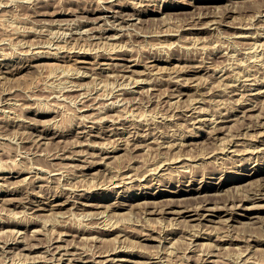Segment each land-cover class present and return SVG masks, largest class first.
I'll return each mask as SVG.
<instances>
[{
    "label": "rangeland",
    "instance_id": "obj_1",
    "mask_svg": "<svg viewBox=\"0 0 264 264\" xmlns=\"http://www.w3.org/2000/svg\"><path fill=\"white\" fill-rule=\"evenodd\" d=\"M261 4L0 0V264H264Z\"/></svg>",
    "mask_w": 264,
    "mask_h": 264
},
{
    "label": "bare ground",
    "instance_id": "obj_2",
    "mask_svg": "<svg viewBox=\"0 0 264 264\" xmlns=\"http://www.w3.org/2000/svg\"><path fill=\"white\" fill-rule=\"evenodd\" d=\"M122 4H123V3H122ZM261 5L264 6V4H261ZM261 5H258L259 8L256 7V8H258V10H260V11H261V9L264 10V7H262ZM101 6H102V5H101ZM103 6H104V5H103ZM104 7H106V6H104ZM108 7H109V6H108ZM108 7H107V8H108ZM109 8H110V7H109ZM110 9H111V8H110ZM252 9H253V8H252ZM60 10H61V9H60ZM107 10H108V9H107ZM144 10H145V9H144ZM102 11L104 12V11H106V10H102ZM60 12H61V11H60ZM67 12H68V11H67ZM254 12H255V11H254ZM263 12H264V11H263ZM205 13H206V12H205ZM261 13H262V12H261ZM208 15H209V14H208ZM103 17H104V16H103ZM196 17H197V16H196ZM203 17H206V16L198 17V19L201 20V18H203ZM100 18H101V17H100ZM204 21H205V20H204ZM252 22H253V20H252ZM252 22H251V23H252ZM190 23H191V21H190ZM253 24H254V23H253ZM240 25H241V24H240ZM243 26H244V25H243ZM245 26H247V25H245ZM250 26H251V25H250ZM201 28H202V27H201ZM137 33H138V32H137ZM140 35H141V34H140ZM257 36H258V35H257ZM257 36H256V37H257ZM131 50H132V49H131ZM127 51H128V50H127ZM125 53H126V52H125ZM84 58H85V57H84ZM156 58H157V57H156ZM214 58H215V57H214ZM124 59H125V58H124ZM219 60H220V59H219ZM223 60H225V59H223ZM223 60H222V61H223ZM75 61H76V60H75ZM208 61H209V60H208ZM208 61H206V62H208ZM212 61H213V60H212ZM214 61H215V60H214ZM77 62H78V61H77ZM206 62H205V63H206ZM219 62H220V61H219ZM224 62H225V61H224ZM224 62H222V63H224ZM136 63H137V62H136ZM205 63H204V64H205ZM220 63H221V62H220ZM216 64L219 65V63H217V62H216ZM220 65H221V64H220ZM223 65H224V64H223ZM207 67H208V66H207ZM260 68H262V67H260ZM76 69H78V68H76ZM188 70H189V69H188ZM258 70H259V69H258ZM262 70H263V69H262ZM181 71H182V70H181ZM181 71H179V72H181ZM255 72H256V71H255ZM257 72H258V71H257ZM192 73H193V72H192ZM261 73H262V72H261ZM176 75H177V74H176ZM180 76H181V74H180ZM186 78H188V77H186ZM190 79H191V78H190ZM138 80H139V79H138ZM172 80H173V79H172ZM186 80H189V78L186 79ZM175 83H176V82H175ZM76 85H77V84H76ZM183 86H184V85H183ZM187 86H188V85H187ZM181 88H182V87H181ZM179 92H180V91H179ZM181 93H184L183 90L181 91ZM197 93H198V92H197ZM200 93H201V92H200ZM198 94H199V93H198ZM179 95H180V94H179ZM181 95H182V94H181ZM242 105H243V104H242ZM242 107H246V106H242ZM229 109H230V108H229ZM238 109H239V108H238ZM251 109H253V108H247V110H251ZM227 111H228V110H227ZM227 111H226V112H227ZM223 113H224V112H223ZM223 113H222L223 117H226L227 120H228V117H230V116L233 114L232 111H231V112H227L226 114H225V113L223 114ZM235 113H236V112H235ZM236 114H237V113H236ZM222 115H221V117H222ZM234 115H235V114H234ZM230 118H231V117H230ZM221 119H222V118H221ZM231 119H232V118H231ZM263 119H264V118H263ZM225 120H226V119H225ZM225 120L223 119L222 121H225ZM259 120H260V119H259ZM259 120L257 121L258 123H255V121H254L253 124H249V126H250L251 128H253V129H255V130L258 132V134L260 133V134L264 135V121H260V122H259ZM220 121H221V120H220ZM220 123H222V122H220ZM220 123H219V124H220ZM251 123H252V122H251ZM131 125H132V124H131ZM133 125H134V124H133ZM149 125H150V123H149ZM151 125H152V124H151ZM217 125H218V124H217ZM247 125H248V124H247ZM157 126H158V125H157ZM160 126H161V125H160ZM160 126H158V127H160ZM219 126H220V125H219ZM221 126H222V125H221ZM224 126H225V125H224ZM149 127H150V126H149ZM151 127H152V126H151ZM216 127H217V126H216ZM245 127H246V125H245ZM137 128H138V127H137ZM214 128H215V127H214ZM219 128H220V127H219ZM219 128H218V129H219ZM133 129H134V128H133ZM220 129L222 130V127H221ZM247 129H250V128L248 127ZM215 130H216V129H215ZM213 131H214V130H213ZM213 131H212V132H213ZM217 131H218V130H217ZM237 132H238V131H237ZM237 132H236V133H237ZM215 133H216V132H215ZM218 133H219V132H218ZM236 133H235V134H236ZM240 133H242V132H239V135H240ZM231 134H232V136L234 135L233 132H232ZM242 134H244V133H242ZM242 134H241V135H242ZM260 134H259V135H260ZM228 136H229V135H228ZM230 136H231V135H230ZM233 137H234V136H233ZM237 137H238V134H237ZM227 138H228V137H227ZM227 138H226V139H227ZM237 140H238V139H237ZM237 140H236V143H237V144L233 143V145H234V144H235V145H242V143H241V142H237ZM226 141H228V140H226ZM226 141H223V142L226 143ZM231 141H232V140H231ZM231 141H230V142H231ZM262 141H264V139H262ZM228 142H229V141H228ZM228 142H227V143H228ZM243 142H244V141H243ZM249 142H250V141H249ZM249 142H247V143H249ZM119 143H120V142H119ZM225 143H224V144H225ZM250 143H251V142H250ZM250 143H249V145H250ZM244 144H245V143H244ZM116 145H117V144H116ZM116 145H115V148H117ZM229 145H230V144H229ZM254 145H255V144H254ZM113 146H114V145H113ZM225 146H226V145H225ZM251 146H252V145H251ZM239 147H241V146H239ZM239 147L236 148V147L233 146V148H235L234 151H236V152L239 151V153H241L242 150H243V148H244V145H243V148H239ZM247 147H248V146H247ZM249 147H250V146H249ZM258 148H260V147H258ZM258 148H257V149H258ZM222 149H223V148H222ZM244 149H245V148H244ZM248 149H249V148H248ZM248 149H247V151H248ZM254 149H255V148H254ZM257 149H256V150H257ZM260 149H261V148H260ZM217 150H218V149H217ZM224 150H225V149H224ZM240 150H241V152H240ZM252 150H253V149H251V152H252V153H253L254 151H256V150H253V151H252ZM262 150H263V149H262ZM215 151H216V150H215ZM243 151H246V149L243 150ZM257 151H259V150H257ZM213 152H214V151H213ZM216 152H217V151H216ZM222 152H223V150H222ZM230 152H231V150H230ZM231 153H232V152H231ZM245 153H246V152H245ZM257 153H258V152H257ZM227 154H228V153H227ZM242 154H243V153H242ZM216 155H217V154H216ZM251 155H252V154H251ZM213 156H214V155H213ZM256 157H257V155H256ZM258 157H259V156H258ZM199 158H200V156H199ZM217 158H218V157H217ZM226 158H228V157H226ZM252 158H253V157H252ZM252 158H251V159H252ZM175 159H178V158H175ZM215 159H216V158H215ZM253 159H254V158H253ZM258 159H259V158H258ZM193 160H194V158H193ZM223 160H224V159H223ZM226 160H227V159H226ZM229 160H230V158H229ZM239 160H240V159H239ZM241 160H242V159H241ZM217 161H219V160L216 159V162H217ZM231 161H233V160H231ZM219 162H220V161H219ZM222 162H223V161H222ZM235 163H236V162H235ZM202 164H203V163H201V165H202ZM220 164L222 165V163H220ZM224 164H225V163H224ZM226 164H227V165H225V166H228V162H227ZM230 164H231V163H230ZM233 164H234V163H233ZM192 165H193V164H192ZM198 165H199V164H198ZM236 165H237V163H236ZM195 166H196V165H195ZM222 166H224V165H222ZM222 166H221V167H222ZM231 166H232V165H231ZM205 167H206V166H205ZM232 167H233V166H232ZM196 168H197V167H196ZM200 168H203V167H200ZM222 168H223V167H222ZM225 168H226V167H225ZM178 169H179V168H178ZM194 169H195V168H194ZM192 170H193V168H192ZM200 170H201V169H200ZM204 170H205V169H204ZM204 170H203V171H204ZM219 170H220V169H219ZM223 170H224V169H223ZM179 171H182V170H179ZM194 171H195V170H194ZM194 171H193L192 173L195 174ZM198 171H199V170H198ZM203 171H202V173H203ZM183 172H184V170H183ZM183 172H182V173H183ZM211 172H212V171H211ZM215 172H216V171H215ZM256 172H257V171H256ZM204 174H205V172H204ZM208 174H209V173H208ZM124 175H125V174H124ZM126 175H127V173H126ZM131 175H132V174H131ZM182 175H183V174H182ZM184 175H187V173L184 174ZM196 175H197V174H196ZM199 175H200V174H199ZM205 175H206V174H205ZM190 176H191V175H190ZM192 176H193V175H192ZM192 176H191V177H192ZM206 176H207V175H206ZM208 176H209V175H208ZM124 177H125V176H124ZM161 177H162V176H161ZM200 177H201V176H200ZM131 178H132V177H131ZM136 178H137V177H136ZM201 178H202V177H201ZM233 178H234V176H233ZM129 179H130V178H129ZM238 179H239V178H238ZM132 180H133V178H132ZM233 180H234V179H233ZM121 181H122V180H121ZM222 181H223V180H222ZM230 182H231V181H230ZM130 183H131V182H130ZM218 183H219V182H218ZM220 184H221V183H220ZM250 187H251V186H250ZM217 188H218V187H217ZM238 188H239V187H238ZM238 188H237V190H238ZM226 189H227V188H225L223 191H225ZM5 190H6V189H5ZM221 190H222V189H221ZM247 190H248V191H251V190H252L251 193L248 192L249 195L246 194V192H244V191H247ZM12 191H13V190H12ZM217 191H218V190H216L215 193H213L214 191L211 192V193H213V194H211V195H214V196H215V194L220 195V194H221V193H219L220 191H219V192H217ZM226 191H227V190H226ZM226 191H225V192H226ZM238 191H239V190H238ZM244 191H242V189H241L239 192H237L236 195H233V197H230L231 195H230L229 197L226 196L227 198L224 197L225 200H223V199H222V200H223V202H224L225 205H224V206H222V204H221L220 206H219V205H216V208H215V205H214V204H216V203H214V204H213L214 208L212 207V209H221V210L229 211V208H230V207H228V204H230L229 202H232V203L235 202V203H236L237 200H240V201H243V200H248V201L251 200V201H255V200L264 199V183H259V184H257V185H254V186H252L251 189H250V188H246V189L244 188ZM204 192H206V191H204ZM225 192H224V193H225ZM242 192H244L246 195L243 194ZM222 193H223V192H222ZM224 193H223V194H224ZM190 194H191V193H190ZM207 194H208V193H207ZM234 194H235V193H234ZM197 195H198V194H197ZM218 195H217V196H218ZM154 196H155V195H154ZM188 196H189V195H188ZM192 196H193V195H192ZM192 196H190V197H192ZM194 196H196V194H194ZM214 196H212V197H214ZM222 196H223V195H222ZM181 197H183V195H182ZM181 197H179V198H181ZM184 197H187V196H184ZM190 197H189V198H190ZM203 197H204V195H203ZM210 197H211V196H210ZM210 197H209V196L207 197V196L205 195V197L203 198V200L200 201V199H199V201H197L198 204L196 203V205H194V206H193V205H192V206H191V205H188V204L190 203V201H189L190 199H189V200H188L189 203H187L186 205L183 204L184 207H185L184 209L177 210L178 207H180L182 204H180L181 202H180L179 204H176V203L173 202L174 200H175V202H177L176 198H178V197L176 196V198H175V197L172 198V201H171V202H170V200L167 201L168 203L166 202L167 204H165L164 208H165L166 210L169 209L170 211H167V212H169V213H177V214H182V213H184V212H186V211H192V210H193V212H194V211L198 212L200 209H204V208H206V209H210V208H211V207H207V206H209V204H211V201L213 200V199H211ZM219 197H220V196H219ZM194 198H195V197H194ZM201 198H202V196H201ZM217 198H218V197H217ZM217 198H216V199H217ZM170 199H171V198H170ZM191 199H192V198H191ZM195 199L198 200V197H196ZM145 200H147V199H144V201H145ZM150 200H151V199H150ZM160 200H161V198H160ZM180 200H182V199H179V201H180ZM183 200H184V199H183ZM218 200H219V199H218ZM228 200H229V201H228ZM151 201L154 202V204H157L158 202L160 203V205L162 204V203L159 201V199H158V201H157L156 203H155L154 200H151ZM151 201H150V202H151ZM163 201L165 202V200H163ZM185 201H186V200H185ZM194 201H195V200H194ZM248 201H247V202H248ZM164 202H163V203H164ZM186 202H187V201H186ZM191 202H192V201H191ZM221 202H222V201H221ZM221 202H220V203H221ZM148 203H149V200H148L147 204H148ZM177 203H178V202H177ZM240 203H241V202H240ZM240 203L238 204L239 206H241ZM242 203H243V202H242ZM50 204H52V203H50ZM147 204H146V205H147ZM149 204H150V203H149ZM152 204H153V203H152ZM154 204H153V205H154ZM217 204H218V203H217ZM146 205H145V206H146ZM150 205H151V204H150ZM234 205H235V204H234ZM236 205H237V203H236ZM245 205H246V204H245ZM58 206H59V205H58ZM147 206H149V205H147ZM156 206H158V204H157ZM162 206H163V205H161V207H162ZM239 206H237V207H239ZM39 207H40V206H39ZM154 207H155V205H154ZM231 207H233L232 204H231ZM242 207H243V206H242ZM44 208H45V206H44ZM149 208H150V207H149ZM156 208H157V207H156ZM156 208H154V209H156ZM158 208H160V207H158ZM182 208H183V207H182ZM248 208H249V207H248ZM145 210H146V209H145ZM160 210H161V209H160ZM163 210H164V209H163ZM154 211H155V213H156V212L159 213V210H157V209L154 210ZM217 211H218V210H217ZM226 211H224V212H226ZM147 212H148V211H147ZM161 212H162V211H161ZM201 212H202V211H201ZM222 212H223V211H222ZM164 213H166V212H164ZM226 213H227V212H226ZM233 213H234V212H233ZM185 214H186V213H185ZM201 214H202V213H201ZM218 214H219V213H218ZM199 215H200V214H199ZM203 215H204V214H203ZM232 215H234V214H232ZM249 215H250V214H249ZM184 216H185V215H184ZM204 216H205V215H204ZM250 217H251V216H250ZM34 219H35V218H34ZM37 220H38V219H37ZM106 220H107V219H106ZM33 221H34V220H33ZM160 221H161V220H160ZM16 222H17V221H16ZM16 222H15V223H16ZM37 222H38V221H37ZM34 223H35V222H34ZM87 224H88V222H87ZM113 224H114V223H113ZM113 224H112V225H113ZM161 224H162V223L160 222V225H161ZM20 225H22V223H17V226H20ZM63 226H64V225H63ZM161 226H163V225H161ZM82 227H83V226H82ZM82 227H81V228H82ZM194 227H195V226H194ZM194 227H193V228H194ZM196 227H197V226H196ZM198 227H200V226H198ZM198 227H197V228H198ZM91 228H93V227H92V226L89 227V228H85V227H84V229L82 228V229H83L82 231H90ZM116 228H117V227H116ZM256 228H257V227H256ZM94 229H95V228H94ZM78 230H79V229H78ZM113 230H114V229H113ZM186 230H187V229H186ZM188 230H189V229H188ZM188 230H187V231H188ZM202 230H203V229H202ZM202 230H201V231H202ZM226 230H227V228H226ZM17 231H18V230H17ZM172 231H173V230H172ZM172 231H171V232H172ZM174 231H175V230H174ZM191 231H192V230H191ZM193 231H194V230H193ZM193 231H192V232H193ZM197 231H198V230H197ZM201 231H199V232H201ZM221 231H222V230H221ZM231 231H232V230H231ZM253 231H254V230H253ZM18 232H19V231H18ZM79 232H80V231H79ZM98 232H99V231H98ZM167 232H168V231H167ZM171 232H170L169 234H171ZM188 232H189V231H188ZM194 232H195V231H194ZM199 232L193 234V236L196 237V238H195L196 240H198V238H200V237H201V238L203 237V235H202L201 233H199ZM218 232H219V231H218ZM251 233H252V232H251ZM253 234H255V233H253ZM167 235H168V234H167ZM190 235H191V234H190ZM187 236H188V235H187ZM224 236H225V235H224ZM243 236H244V235H243ZM243 236L240 235V238H236V237L233 238V237H230V240H231V239H232V240L238 239V241H249V246H250V247H251V246L254 247V246L258 245V244H263V243H264V237H259V235L255 236V237H249V236H247L248 238H247V237H246V238H245V237L242 238ZM245 236H246V235H245ZM251 236H252V235H251ZM165 237H166V236H165ZM237 237H238V236H237ZM189 238H190V237H189ZM191 238H192L191 240H193V237H191ZM219 239H220V237H219ZM241 239H242V240H241ZM96 240H97V238H96ZM220 240H221V239H220ZM232 240H231V241H232ZM193 241H195V240H193ZM193 241H192V243H193ZM225 241H226V240H225ZM227 241H228V240H227ZM188 242H190V241H188ZM229 242H230V241H229ZM233 242H234V241H233ZM192 243L190 242V245H191ZM246 243H248V242H246ZM187 244H188V243H187ZM202 244H203V243H202ZM204 244H206V243H204ZM32 245H33V244H32ZM32 245H31V246H32ZM188 245H189V244H188ZM188 245H187V246H188ZM34 246H35V245H34ZM249 246H248V248H250ZM15 247H16V246H15ZM175 247H176V246H175ZM27 248H28V247H27ZM216 249H217V248H216ZM161 253H163V252H161ZM171 253H172V252H170V255H171ZM140 254H141V253H140ZM158 254H160V253L158 252ZM165 254H166V253H165ZM167 254H168V256H169V252H168ZM215 255H216V254H215ZM160 256H161V255H160ZM163 256H164V255H163ZM165 256H166V255H165ZM168 256H166V257L168 258ZM187 256H188V255H187ZM143 257H145V256H143ZM169 257H171V256H169ZM183 257H184V256H183ZM188 257H189V256H188ZM85 258L87 259V257H85ZM85 258L83 259V257H82V258L80 257L79 260L84 261ZM171 258H174V256L171 257ZM171 258H170L169 260L165 258V260H166L169 264L176 263V262H174V260H172ZM58 259H59V258H58ZM174 259H176V258H174ZM187 260H188V259H187ZM190 260H192L191 257H190ZM93 261H94V260H93ZM111 261H112V260H111ZM142 261H143V259H142ZM162 261H163V260H162ZM166 261H163V262H166ZM201 261H202V260H201ZM69 262H70V261H69ZM99 262H100V263H103V260H101V261H99ZM137 262H138V261H137ZM246 262H249L248 257L246 258ZM251 262H252V261H251ZM31 263H32V262H31ZM181 263H182V262H181ZM181 263H180V264H181ZM188 263H189V262H188ZM165 264H166V263H165ZM248 264H249V263H248Z\"/></svg>",
    "mask_w": 264,
    "mask_h": 264
}]
</instances>
